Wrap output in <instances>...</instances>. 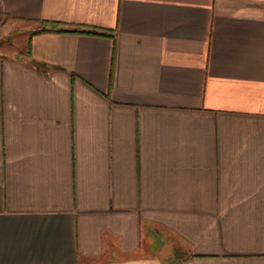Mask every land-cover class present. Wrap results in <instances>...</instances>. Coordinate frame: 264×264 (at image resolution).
<instances>
[{
    "label": "crops",
    "instance_id": "1",
    "mask_svg": "<svg viewBox=\"0 0 264 264\" xmlns=\"http://www.w3.org/2000/svg\"><path fill=\"white\" fill-rule=\"evenodd\" d=\"M0 264H264V0H0Z\"/></svg>",
    "mask_w": 264,
    "mask_h": 264
},
{
    "label": "trees",
    "instance_id": "2",
    "mask_svg": "<svg viewBox=\"0 0 264 264\" xmlns=\"http://www.w3.org/2000/svg\"><path fill=\"white\" fill-rule=\"evenodd\" d=\"M41 23L43 26L40 29L36 30V32L49 31L52 29L61 32L69 31V32L90 33V34H96L102 36H112V37L114 36V31L106 28H98L91 26L81 27L76 25L73 28L68 29L61 27L60 25L62 24V22L60 21L42 20Z\"/></svg>",
    "mask_w": 264,
    "mask_h": 264
},
{
    "label": "rangeland",
    "instance_id": "3",
    "mask_svg": "<svg viewBox=\"0 0 264 264\" xmlns=\"http://www.w3.org/2000/svg\"><path fill=\"white\" fill-rule=\"evenodd\" d=\"M153 250H154V251H158V247H155V246H154V247H153Z\"/></svg>",
    "mask_w": 264,
    "mask_h": 264
}]
</instances>
